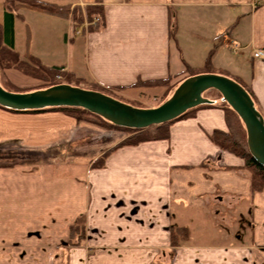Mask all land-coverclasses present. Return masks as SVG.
<instances>
[{"label": "crops", "instance_id": "1", "mask_svg": "<svg viewBox=\"0 0 264 264\" xmlns=\"http://www.w3.org/2000/svg\"><path fill=\"white\" fill-rule=\"evenodd\" d=\"M43 1L83 11L97 3L104 8L99 26L21 11L17 20L32 15L54 25L43 32L26 25L22 48L16 20L19 55L60 67L59 74L74 79L66 83L123 87L114 89L123 96L137 89L131 85L138 80L183 78L187 66L202 69L210 57L204 72L240 80L264 116V61L253 57L254 49L264 47V0ZM54 32L65 47H40L43 36ZM214 100L216 105L171 123L167 136L137 142L127 130L62 110L0 106L1 152L57 148L66 165L82 170L57 175L54 160L40 157L38 165L0 166V264H264V188L257 187L260 180L245 168V158L210 138L216 129L229 131L224 105ZM218 195L246 205L249 240L172 246V226L189 227L182 223L185 209L198 212ZM81 218L86 238L76 244L71 226Z\"/></svg>", "mask_w": 264, "mask_h": 264}, {"label": "rangeland", "instance_id": "2", "mask_svg": "<svg viewBox=\"0 0 264 264\" xmlns=\"http://www.w3.org/2000/svg\"><path fill=\"white\" fill-rule=\"evenodd\" d=\"M2 5V0H0V8ZM21 11L26 10L25 8H21ZM27 11L32 12L30 14H34L36 16L35 11ZM2 10L0 11L1 16ZM46 13V12H45ZM32 15H27L25 20L19 19L17 20V35L18 41L17 45L19 48L25 46L26 43V31L27 26L29 24L30 28L35 27L36 31H45L43 28L47 26L50 31L54 25L50 23L43 22L42 20L38 21ZM38 16V15H37ZM99 19V18H98ZM96 19V20H98ZM57 29V26L54 27ZM53 29V30H54ZM41 35V34H40ZM44 33L42 34V36ZM41 36V37H42ZM42 40H40V47H50L54 46L56 48L61 49L60 47H65V42H63L62 38H57L56 33H49L46 36H43ZM47 44L48 46H45ZM69 47V45H68ZM66 49V48H65ZM32 59L26 57L25 59L22 56L19 57V64L11 65L8 67L6 61H3V65L0 66V83L1 85L11 91H33L36 89L46 88L50 83H65L69 78H65L63 74H58L56 77L53 76V71L48 69L47 66H41L42 64H36L30 62ZM49 61V60H47ZM263 61V60H259ZM2 62V61H1ZM13 62V61H12ZM7 65V66H6ZM185 77L188 75V72ZM185 77H174L171 83L179 81L177 86L183 81ZM71 80V79H69ZM182 80V81H181ZM71 81H74L72 79ZM181 81V82H180ZM79 86V85H77ZM94 88L98 87L93 84ZM176 86V87H177ZM82 87V86H80ZM175 87V88H176ZM92 89V88H88ZM97 89V88H96ZM99 89V88H98ZM101 89V88H100ZM143 91H141V90ZM175 90V89H174ZM174 90L171 91L169 97L173 94ZM101 91V90H99ZM102 92L107 93L121 101L126 103L139 106V107H154L161 103H163V95L166 93V88L155 87V88H146V87H137V89H132L124 93L123 96L117 94L115 92H111L108 90H102ZM205 96L212 99H219L221 105L226 106V101L223 99L222 94L216 89H210L205 92ZM165 101V100H164ZM72 114V113H70ZM76 116L75 114H72ZM78 117V116H77ZM81 119L94 121L98 123H102L103 121L99 119L91 120L87 115H81ZM79 118V117H78ZM105 123V122H103ZM107 124V123H105ZM168 126L158 128L156 125H151L149 127L144 128V131L135 134L134 136L139 137H154L156 135H164L166 133V129ZM76 145H71L68 149L70 152H74ZM223 149V148H222ZM226 150V149H224ZM231 152V151H230ZM0 166H7L11 160L15 161L21 158H36L40 157V159L44 158L45 161L54 160L55 162V173L57 175H68V174H79L82 172L81 168L74 167L72 168L67 164L66 156L63 155L62 151L55 148L50 151H41L34 152V154L27 153L25 150L19 146V148L13 147L10 150L0 151ZM51 155V156H49ZM53 156L55 158H53ZM242 157V156H241ZM244 158V157H243ZM39 160L36 163H32L33 165H38ZM11 165V164H9ZM251 172V171H250ZM256 181L259 180V177H255ZM236 200V202H235ZM185 217L182 220V223H189L190 231H191V240L188 241L189 244H213V243H242L247 242L249 239L248 230L250 226V216L246 210V205L242 206L240 201L235 198L226 197L225 195H218L213 199H210V202L206 207H202L198 212L196 211H188L185 209L184 211ZM194 218V221H191ZM78 240V238H77ZM84 242V241H83ZM177 247V246H174ZM25 249V248H24ZM89 253H92V250H89ZM90 264V262L88 263Z\"/></svg>", "mask_w": 264, "mask_h": 264}, {"label": "water", "instance_id": "3", "mask_svg": "<svg viewBox=\"0 0 264 264\" xmlns=\"http://www.w3.org/2000/svg\"><path fill=\"white\" fill-rule=\"evenodd\" d=\"M210 89L218 90L240 116L247 130L250 153L264 166V116L241 83L220 73L205 72L185 78L167 100L154 107L135 106L102 91L66 82L25 92L8 90L0 83V105L17 111L83 107L118 126L144 129L174 120L201 104L212 103L205 96Z\"/></svg>", "mask_w": 264, "mask_h": 264}, {"label": "trees", "instance_id": "4", "mask_svg": "<svg viewBox=\"0 0 264 264\" xmlns=\"http://www.w3.org/2000/svg\"><path fill=\"white\" fill-rule=\"evenodd\" d=\"M21 8L38 10V11H42V12H46V13H50V14H54V15L62 16V17H65V16L72 17L73 21L77 22L78 24H83L87 20L90 26H93V24H98L99 26L100 24H103V21H104V8H103V5H101L100 3L87 5L83 11V9L80 6L72 7L70 5H58V4L50 3L47 1H43V0H2V5L0 8V11L2 10V13L0 16V66L3 65L4 60L5 61L7 60L6 64L8 65V67H11V65L17 66L18 62L19 64H21L20 63L21 61H19L20 55L16 51V20L18 18H22L21 16L22 14L20 10ZM170 23H171L170 35L172 38H175L176 31H177V23L173 15L171 17ZM31 59L32 60L30 62H33L36 64L38 63L42 64L40 60H38L37 58L33 56H31ZM210 62H211V58L208 57L206 66H204V68L202 69H195L190 66H187L188 75L185 78L191 75L205 73L204 71H207V69L209 68ZM41 66L44 67L43 64ZM48 69L51 70V72L53 71V76L56 77L57 72H59L60 70V67H48ZM173 78L174 76L170 75L166 79L138 80V82L131 85V87L166 88V93H164L163 101H162L164 102V100H167L169 98L171 91L174 90L177 84L179 83V81L171 83ZM235 80L241 83L248 90V92L254 99V95L252 91L250 90V88L247 87L245 84H243L240 80L238 79H235ZM54 84H57V83L52 82L49 85H47V87L52 86ZM114 89H123V87H117V88L111 87V88H103L99 90L101 91L108 90L113 93ZM212 100H213L212 103H205V104L196 106L194 108H191L174 120H171L163 124H157V127L162 128L165 126H169L174 121L191 115V113L194 110L200 107H205V106L210 107V106L216 105L215 100L214 99ZM4 108H7V107H4ZM224 108L226 110V118L229 124V131L216 129L211 134L210 138L212 139L213 142L218 144L221 148L244 157L246 160L245 168L251 171V174L254 179L255 177H259L260 185L257 187L262 189L264 188V166L258 164L256 160L253 158L252 154L250 153L249 146H248L247 130L245 128V125L243 121L241 120L240 116L235 112V110H233L230 107L228 103H226V106H224ZM7 109H10V108H7ZM45 109H58V110H62L65 112H69V113L75 114L80 119L82 118L81 115H87L90 117L89 119L91 120L99 119L112 127L127 130L131 133H134V135L139 134L144 131V129H135V128L118 126L110 122L109 120L105 119L104 117L98 114H95L93 112H90L89 110L83 107L61 106V107H51V108H45ZM45 109H41V110H45ZM10 110L17 111L15 109H10ZM41 110H25V111H41ZM134 135H132L131 137L134 138ZM162 136L163 137L167 136V131L164 135H158V137H162ZM136 137L138 139L132 142H137L139 139L141 140L145 138V137H139V135ZM37 161H38L37 158H31V157L21 158L15 161L11 160L9 163H7V166H9V164L14 165L17 163H36ZM94 166H97V164H94ZM255 189H256V185H254V190ZM71 234H72V237L74 236V238L75 237L78 238L76 244H81L84 241V239L86 238V224H85L84 218L79 219L77 222H75L71 226ZM190 238H191V231L189 227L175 226V225L172 226L171 238H170L172 246L189 245L188 241L191 240Z\"/></svg>", "mask_w": 264, "mask_h": 264}, {"label": "built area", "instance_id": "5", "mask_svg": "<svg viewBox=\"0 0 264 264\" xmlns=\"http://www.w3.org/2000/svg\"><path fill=\"white\" fill-rule=\"evenodd\" d=\"M253 57L257 60L264 61V47H259V48L254 49Z\"/></svg>", "mask_w": 264, "mask_h": 264}]
</instances>
